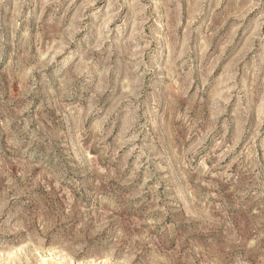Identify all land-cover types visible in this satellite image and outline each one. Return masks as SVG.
<instances>
[{
	"label": "rangeland",
	"instance_id": "374dc122",
	"mask_svg": "<svg viewBox=\"0 0 264 264\" xmlns=\"http://www.w3.org/2000/svg\"><path fill=\"white\" fill-rule=\"evenodd\" d=\"M0 264H264V0H0Z\"/></svg>",
	"mask_w": 264,
	"mask_h": 264
}]
</instances>
